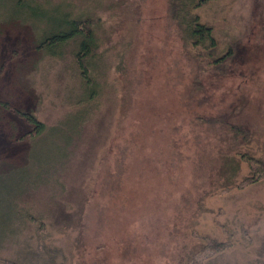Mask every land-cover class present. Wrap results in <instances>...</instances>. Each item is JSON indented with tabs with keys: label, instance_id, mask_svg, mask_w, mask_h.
<instances>
[{
	"label": "rangeland",
	"instance_id": "374dc122",
	"mask_svg": "<svg viewBox=\"0 0 264 264\" xmlns=\"http://www.w3.org/2000/svg\"><path fill=\"white\" fill-rule=\"evenodd\" d=\"M170 2L0 0V264H264V0L191 10L212 56Z\"/></svg>",
	"mask_w": 264,
	"mask_h": 264
},
{
	"label": "trees",
	"instance_id": "16d2710c",
	"mask_svg": "<svg viewBox=\"0 0 264 264\" xmlns=\"http://www.w3.org/2000/svg\"><path fill=\"white\" fill-rule=\"evenodd\" d=\"M200 1L203 0H197L196 2L194 0H171V19L180 29L181 34L185 36L184 39L186 41H191L192 46H199L204 53L207 55L211 54L212 56L217 48V42L213 36L212 28L201 24L197 16H191V10L194 7L200 5ZM96 21V17H72V20H68V23L66 24L67 27L64 30L51 33L44 39L39 40L38 46L43 51L54 56L56 53H58V51H60V49H62V46L65 45L67 41L77 38L79 44L75 57L79 66L87 71V66L90 63L89 61L92 57H95L96 51L98 49L94 29V24H96ZM50 46L59 48L55 53L53 49L48 48ZM226 58L227 54L214 56L212 58L213 64L217 65L220 60L223 61ZM88 81L87 83H90ZM24 116V119L27 121V123L31 124L32 130L34 131L33 134L37 135L43 131V126L31 113L24 114ZM253 161H255V163L258 165V171H262L264 173V160L256 161L250 158L249 162L253 163ZM235 166L237 167L236 164ZM231 179H233V177Z\"/></svg>",
	"mask_w": 264,
	"mask_h": 264
}]
</instances>
